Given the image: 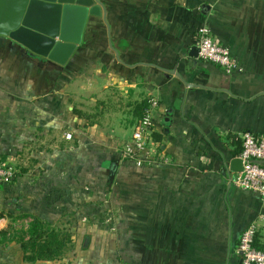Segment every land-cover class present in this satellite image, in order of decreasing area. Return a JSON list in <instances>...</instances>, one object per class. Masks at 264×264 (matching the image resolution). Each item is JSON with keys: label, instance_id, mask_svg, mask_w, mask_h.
Returning a JSON list of instances; mask_svg holds the SVG:
<instances>
[{"label": "crops", "instance_id": "obj_1", "mask_svg": "<svg viewBox=\"0 0 264 264\" xmlns=\"http://www.w3.org/2000/svg\"><path fill=\"white\" fill-rule=\"evenodd\" d=\"M98 2L102 15L89 17L66 65L0 35V152L21 132L44 146L33 152L43 176L30 193L43 198L30 214L75 237L64 258L32 264H240L251 223L264 249V205L230 170L242 133L264 134V0ZM202 24L240 71L192 55ZM111 89L129 105L158 101L152 166L122 160L132 130L82 112V96Z\"/></svg>", "mask_w": 264, "mask_h": 264}, {"label": "water", "instance_id": "obj_2", "mask_svg": "<svg viewBox=\"0 0 264 264\" xmlns=\"http://www.w3.org/2000/svg\"><path fill=\"white\" fill-rule=\"evenodd\" d=\"M91 15H102L98 0H0V35L32 57L66 65L82 44ZM192 55L199 56L197 46ZM230 170L243 172V161L234 158Z\"/></svg>", "mask_w": 264, "mask_h": 264}, {"label": "rangeland", "instance_id": "obj_3", "mask_svg": "<svg viewBox=\"0 0 264 264\" xmlns=\"http://www.w3.org/2000/svg\"><path fill=\"white\" fill-rule=\"evenodd\" d=\"M5 50L7 51V47ZM79 106H82V112L85 111L86 115L94 117L95 120H104V124L108 128L116 125L121 126L120 133L124 136L128 135L129 131H134V124L140 120L132 117L133 105L131 102L129 105V102L127 103V100L113 89L98 93L88 92L82 96ZM28 137L26 132H21L18 145H9V140L8 145L1 147L0 211L13 215V217L0 219L4 229L9 226L26 227L29 219L22 215L31 213L36 195L43 198L42 190L36 195L30 193V190L33 184H36L38 179L43 176V163L39 164L33 158V152L38 149L42 150L44 146L29 145ZM122 149L123 145L120 146V155ZM11 244L8 247L0 246V264H26L24 261L22 262L23 256L20 247L15 243Z\"/></svg>", "mask_w": 264, "mask_h": 264}, {"label": "built area", "instance_id": "obj_4", "mask_svg": "<svg viewBox=\"0 0 264 264\" xmlns=\"http://www.w3.org/2000/svg\"><path fill=\"white\" fill-rule=\"evenodd\" d=\"M196 46L201 60L219 65L229 74L241 70L231 49L215 37L207 24H202L197 29ZM157 106L158 101H150L145 115L136 123L130 141L121 151L122 160L137 167L152 166L158 161L157 142L153 137V110ZM241 142L239 158L243 161L244 170L233 178V183L258 194L264 205V134L245 131L241 135ZM258 231L257 223H251L243 231L239 242L240 264H264V250L255 246Z\"/></svg>", "mask_w": 264, "mask_h": 264}, {"label": "trees", "instance_id": "obj_5", "mask_svg": "<svg viewBox=\"0 0 264 264\" xmlns=\"http://www.w3.org/2000/svg\"><path fill=\"white\" fill-rule=\"evenodd\" d=\"M131 104L133 116L137 120L145 115L150 102L148 99H142L135 100ZM75 112L82 115V112L77 109ZM154 138L157 139V137ZM22 216L29 219L27 226L20 228L9 226L0 231V245L18 244L23 251L25 263L60 260L74 249L75 237L67 224L52 223L34 214L27 213ZM6 217H13V215L0 211V219Z\"/></svg>", "mask_w": 264, "mask_h": 264}]
</instances>
